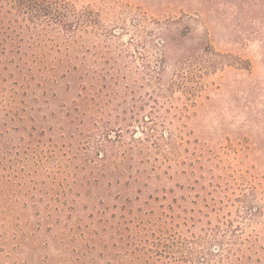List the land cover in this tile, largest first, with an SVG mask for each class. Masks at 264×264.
<instances>
[{"label": "trees", "instance_id": "1", "mask_svg": "<svg viewBox=\"0 0 264 264\" xmlns=\"http://www.w3.org/2000/svg\"><path fill=\"white\" fill-rule=\"evenodd\" d=\"M178 6L209 9L207 0H0V264L262 263L258 232L238 234L220 214L236 176L189 147L194 90L211 63L192 52L170 64L172 40L160 38L153 68L145 40L124 43L114 29L141 37L150 11ZM173 176L194 196L179 200H199L217 224L205 226L199 207L133 205L144 191L147 207L174 193L159 185Z\"/></svg>", "mask_w": 264, "mask_h": 264}, {"label": "rangeland", "instance_id": "2", "mask_svg": "<svg viewBox=\"0 0 264 264\" xmlns=\"http://www.w3.org/2000/svg\"><path fill=\"white\" fill-rule=\"evenodd\" d=\"M207 1L209 9L204 17L180 6L165 14L150 11L152 18L145 20L146 33L141 37L118 26L114 29L124 43L145 40L153 68L160 64L157 60L163 49L158 46L160 38L165 40L164 44L172 40V46L166 50L170 64L192 52L211 63L210 68H204L194 90L192 101L195 100L196 105L190 106L186 129L191 132L189 147L197 145L205 153L213 152L221 159L220 164L236 176L231 188V204L220 214L223 219L232 221L230 229L238 234L249 229L257 231L262 238L260 245L264 247V0ZM125 15V11L121 13L130 26L132 17ZM153 18L160 23H155ZM134 48L136 45L128 47L129 52ZM134 64L140 68L143 62L137 59ZM172 178L162 177L159 185L166 186L167 190L172 188L174 193H167L163 199L159 192L158 200H151L147 207L144 191L133 205L141 204L144 211L153 208L155 212L163 209L164 212H180L181 209L188 212L189 208L199 207L202 212H208V217L203 218L205 226L206 222H211L210 226L217 224L215 213L201 206L199 200L197 204L179 200L182 193L191 200L194 196L175 186L183 181L179 176ZM134 186L142 187V184ZM174 198L179 200L176 204ZM179 203L181 208L176 206ZM168 204L173 205V211L167 208ZM250 212H258L254 220H249ZM200 225L194 227L197 234H200ZM219 226L222 236L225 226ZM214 244L216 242H212L210 248Z\"/></svg>", "mask_w": 264, "mask_h": 264}]
</instances>
